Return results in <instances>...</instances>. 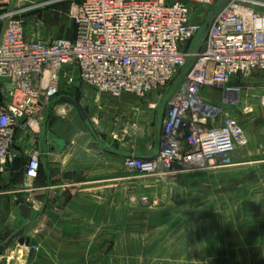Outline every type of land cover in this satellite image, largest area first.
<instances>
[{"label":"rangeland","instance_id":"1","mask_svg":"<svg viewBox=\"0 0 264 264\" xmlns=\"http://www.w3.org/2000/svg\"><path fill=\"white\" fill-rule=\"evenodd\" d=\"M180 1L190 6L191 22L200 26L189 49L195 52L204 45L214 17L227 0H215L211 8L195 0ZM46 2L23 0L20 9L28 38H72L75 27L67 16V2L43 4ZM254 7L264 13V8ZM180 80L178 77L173 87L143 99L98 93L87 86L70 91L68 95L84 110V120L75 107L60 115L54 107L48 110L44 130L49 128L42 141H52L64 124L67 137L90 132L91 143L84 142V146L99 153L97 161L59 173L51 185L63 188L50 195L40 191L19 197L34 209L21 228L26 229L24 237L29 240L28 264H264L262 87L245 86L239 104L236 100L230 105L243 144L226 159L193 172L164 171L153 176L128 170L117 159L115 144L141 149L158 142L159 128L151 123L141 132L144 122L133 117V108L162 95L157 109H165L166 98ZM213 101L220 103L219 99ZM41 164L40 187L47 174L46 162ZM63 181L68 183L60 184Z\"/></svg>","mask_w":264,"mask_h":264},{"label":"built area","instance_id":"2","mask_svg":"<svg viewBox=\"0 0 264 264\" xmlns=\"http://www.w3.org/2000/svg\"><path fill=\"white\" fill-rule=\"evenodd\" d=\"M195 1L211 8L215 0ZM62 2L68 4L74 36L30 40L23 0H0V178L24 162V190L34 189L40 151L28 158V144H41L48 110L54 107L60 115L59 109H71L59 100L73 98L68 93L82 86L143 99L173 87L180 77L166 98L158 153L149 158L133 154L125 161L141 176L193 172L226 159L243 144L229 107L239 103L245 86L255 85L263 89L264 105V13L254 7L264 8V3L227 0L204 45L193 52L189 49L200 26L191 22L190 6L183 1L43 4ZM162 98L151 101L149 109L156 110ZM139 113L136 109L133 117Z\"/></svg>","mask_w":264,"mask_h":264},{"label":"crops","instance_id":"3","mask_svg":"<svg viewBox=\"0 0 264 264\" xmlns=\"http://www.w3.org/2000/svg\"><path fill=\"white\" fill-rule=\"evenodd\" d=\"M84 87L85 86H82L80 90H83ZM89 89L92 91L91 88ZM91 99H94L93 95L91 96ZM147 104H139L136 106L137 108H133L134 110L139 109L140 111L139 117L136 120L144 122L140 127V130L143 133L144 131H146L147 126L151 125V123L156 124V127H158L160 131L158 135V142L150 146L151 148L143 146V148L141 149H129L123 147L121 148L118 144H115L114 151L115 154L118 155L117 159H120L122 165L124 162V166L126 157L129 156V154H136L138 156L143 157H151L157 154L159 151V137L162 133L163 122L166 117V108L163 110H161V108L151 110L148 108ZM50 125L57 126L55 122L51 121ZM60 126L61 129L59 130V134H55V137L52 138V141L46 139L42 141L39 146H35L34 144H32V142L28 144V158L30 157L29 154L34 153L36 149H38V151H40V167L42 166V161L46 162L44 170H46L47 174L43 176L42 180L43 182H45V184L42 185V187L37 185L38 180H40V172L39 178L35 183L34 189L28 192L24 190V175L21 170L24 162H22V164L20 163L17 168L11 169L6 175L0 178V246L4 245L14 234H16L22 228V226L28 224V220L31 219V217L29 219L24 218L21 211L16 206V202H19V204L27 205L24 204L22 201H19V197L28 194L30 196L34 194L36 195L37 192L40 191H44L47 195H50L55 189H61L64 187H61L58 184L56 186L51 185L52 182L57 180L59 173L73 172V167L81 168L85 167L86 165H89L92 161H97V154L99 152L93 151L94 149L89 148L88 145L84 146V142H86V144L91 143L90 132L87 131L78 136L75 135L67 137L65 133H63L64 131L62 130L65 125L63 124ZM136 126H138L137 122ZM48 128L49 127L45 128V130L47 131ZM52 128L53 131H56L58 129V127ZM48 182L49 186L45 187L46 183ZM66 182L68 183V181ZM66 182L63 181L60 184L64 185L66 184ZM30 208L32 210L31 216H33L34 209L32 207ZM25 239L26 241H28V237H25ZM0 264H28V244L24 243V245H20L19 242L15 240L11 244V246L0 255Z\"/></svg>","mask_w":264,"mask_h":264},{"label":"water","instance_id":"4","mask_svg":"<svg viewBox=\"0 0 264 264\" xmlns=\"http://www.w3.org/2000/svg\"><path fill=\"white\" fill-rule=\"evenodd\" d=\"M189 46V42L187 41L184 44V48L187 49ZM60 102L61 103H67L72 105L73 107L76 108V110L79 112V114L82 116L83 119H86L84 110L82 109V106L80 105V102L74 98L71 97H62L60 98ZM16 206L19 208V210L21 211L22 215L24 218L29 219L31 217V208L27 205H23V204H19V202H16ZM25 230L26 229H21L19 230L16 234H14L4 245L0 246V255L6 250L8 249L11 244L17 240L19 242L20 245H24L25 244H29V240L26 241L24 235H25Z\"/></svg>","mask_w":264,"mask_h":264},{"label":"bare ground","instance_id":"5","mask_svg":"<svg viewBox=\"0 0 264 264\" xmlns=\"http://www.w3.org/2000/svg\"><path fill=\"white\" fill-rule=\"evenodd\" d=\"M59 113H63V111L59 109ZM242 140H243V139H242Z\"/></svg>","mask_w":264,"mask_h":264},{"label":"trees","instance_id":"6","mask_svg":"<svg viewBox=\"0 0 264 264\" xmlns=\"http://www.w3.org/2000/svg\"><path fill=\"white\" fill-rule=\"evenodd\" d=\"M40 172H41V167H40Z\"/></svg>","mask_w":264,"mask_h":264}]
</instances>
